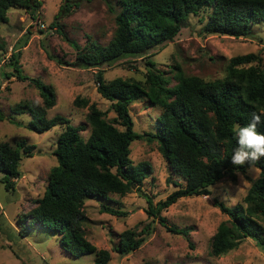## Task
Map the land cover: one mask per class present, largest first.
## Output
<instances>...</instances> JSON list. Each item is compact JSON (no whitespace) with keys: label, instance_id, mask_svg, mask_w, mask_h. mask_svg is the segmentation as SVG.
I'll use <instances>...</instances> for the list:
<instances>
[{"label":"trees","instance_id":"obj_1","mask_svg":"<svg viewBox=\"0 0 264 264\" xmlns=\"http://www.w3.org/2000/svg\"><path fill=\"white\" fill-rule=\"evenodd\" d=\"M80 2L62 0L49 28H55L75 49L76 57L70 65L96 69L97 91L110 101L109 108L115 112L113 118H107L106 111L80 96L73 100V105L87 107L85 122L74 125L60 114L46 117L47 110L56 104V90L38 77L22 73L21 48L26 39L22 46L11 49L4 64L9 70L2 73L28 80L42 97V104L26 100L16 103L8 118L13 120L17 114L29 113L31 120L25 126L37 133L55 126L61 128L53 150L57 164L51 167L44 193L33 201L21 230L26 233L40 226L56 233L61 248L68 254L79 257L93 253L94 264H108L110 250L98 249L85 236L82 227L86 221L85 201H112L114 194L125 196L133 191L145 199V212L152 221L139 232L134 228L112 232L111 251L119 255H127L141 246L144 235L152 232L154 219L168 231L188 237V228L167 225L161 211L182 197L210 195V187L226 175L233 180L237 172L247 176L249 166L237 170L230 162L237 146L234 129L237 124H247L254 111H264V65L259 53L235 55L229 58L225 75L213 80L184 74L179 66L172 77H165L149 58L150 69L143 79L105 80L102 66L128 55L143 56L172 41L190 15L199 16L204 33L252 36L254 26L264 24V0H117L113 37L106 45L89 39L83 46L67 35L59 21ZM41 4V0H0V25L8 21L9 9H25L35 18ZM0 48L5 49L3 45ZM55 61L68 64L61 59ZM171 79L175 80L173 85H170ZM144 100L159 108L160 113L154 132L140 134L133 128L129 106ZM86 130L88 135L84 138L80 132ZM259 130L264 132V125ZM143 138L158 143L169 171L166 182L174 186L164 199L156 202L142 188L144 180L153 172L151 164L148 161L134 164L130 158L131 143ZM35 147L23 138L13 143L0 141V171L7 190L14 189V179L21 175V159L31 157ZM251 167L258 168L259 175L251 180L241 202L227 206L214 200L227 218L219 223L211 237L213 256L236 249L245 238L252 239L264 251V158ZM101 210L117 217L127 214L119 206L103 204ZM18 220L22 218L19 216Z\"/></svg>","mask_w":264,"mask_h":264},{"label":"rangeland","instance_id":"obj_2","mask_svg":"<svg viewBox=\"0 0 264 264\" xmlns=\"http://www.w3.org/2000/svg\"><path fill=\"white\" fill-rule=\"evenodd\" d=\"M41 2L37 17L33 18L25 9L11 8L7 11L8 21L0 25V45L5 48H0V66L3 67H0V141L13 143L23 138L36 146L31 157L21 159V175L14 179V189L4 187L0 171V264H94L93 253L74 257L65 252L59 244L58 235L50 230L40 226L26 233L21 230L25 216L34 206L33 201L44 193L51 167L57 164L53 150L61 128L55 126L37 133L25 126L31 120L29 113L17 114L13 120L8 118L11 108L20 101L42 104L39 90L28 80L3 75V71L9 70L4 64L11 49L22 46L26 39L21 48L22 73L38 77L55 88L56 104L47 110L46 117L60 114L68 117L74 125L85 122L87 107L73 105L77 96L96 103L102 111H106L107 118L115 116L109 108L110 101L97 91L96 69L70 65L76 57L75 49L55 28H49L62 0ZM116 11L117 0H81L77 8L59 21L67 35L80 46L89 39L106 45L116 28ZM202 25L199 16L190 15L172 41L149 50L143 56L128 55L111 65H103L105 80L116 77L143 79L150 69L148 58L155 62L156 69L165 77H172L176 66H179L184 74L197 75L205 80L222 78L229 58L235 55L259 53L264 65V24L254 26L249 37L204 33ZM55 59L68 64H59ZM174 83L175 80L171 79L170 85ZM129 109L137 133L154 132L159 108L144 100L131 103ZM80 133L84 138L88 135L87 130ZM130 158L134 164L141 161L151 164L153 172L144 180L142 188L154 197V202L164 199L174 189L166 182L169 175L167 163L159 153L155 140H134L130 145ZM258 175L256 167L247 169V176L237 172L235 180L226 175L210 187V195L182 197L162 210L161 216L167 225L188 228V237L168 231L154 219L152 232L144 235L145 239L137 250L127 255L111 251L112 232L119 233L127 228L139 232L152 221V217L145 212V199L136 191L125 196L114 194L112 201L87 199L84 203L86 221L82 227L93 245L110 250L108 264H264V251L250 238H245L236 249L226 254L213 256L210 253L211 237L219 223L227 218L214 200L227 206L236 205L241 202L251 180ZM103 204L119 206L127 214L117 217L102 212ZM19 216L22 221L18 220Z\"/></svg>","mask_w":264,"mask_h":264},{"label":"clouds","instance_id":"obj_3","mask_svg":"<svg viewBox=\"0 0 264 264\" xmlns=\"http://www.w3.org/2000/svg\"><path fill=\"white\" fill-rule=\"evenodd\" d=\"M264 111L251 114L250 121L245 125L237 124L234 129L236 147L230 162L239 167L254 166L264 158V132L259 130L264 125ZM258 178V177H257Z\"/></svg>","mask_w":264,"mask_h":264},{"label":"built area","instance_id":"obj_4","mask_svg":"<svg viewBox=\"0 0 264 264\" xmlns=\"http://www.w3.org/2000/svg\"><path fill=\"white\" fill-rule=\"evenodd\" d=\"M43 26V25H42Z\"/></svg>","mask_w":264,"mask_h":264}]
</instances>
